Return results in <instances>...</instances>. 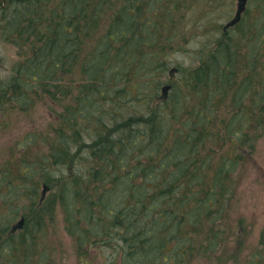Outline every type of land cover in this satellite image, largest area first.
<instances>
[{"label":"trees","instance_id":"trees-1","mask_svg":"<svg viewBox=\"0 0 264 264\" xmlns=\"http://www.w3.org/2000/svg\"><path fill=\"white\" fill-rule=\"evenodd\" d=\"M233 1L0 0L17 56L5 76L0 56V121L42 97L57 118L0 154V264H49L56 210L81 264L92 251L106 264H264V229L253 245L254 223L230 212L262 136L264 0L199 41L160 91L183 11L210 33L212 4Z\"/></svg>","mask_w":264,"mask_h":264},{"label":"rangeland","instance_id":"rangeland-1","mask_svg":"<svg viewBox=\"0 0 264 264\" xmlns=\"http://www.w3.org/2000/svg\"><path fill=\"white\" fill-rule=\"evenodd\" d=\"M239 2L240 0H236L233 1L232 5L224 4L218 10H214V4H212L210 10L215 14L212 16L211 21L214 23V26L210 27L212 31L210 33H204L198 24H192L191 20H188L190 16L186 10L183 11V15L180 14L185 22H183V25H180L179 35L175 37L173 46H182V51H174L166 60L169 66L166 70L165 78H162L163 82L166 80V84L169 82L173 84L178 81L179 74L177 71L179 69L176 66L177 64L182 66L180 69H187L196 63L195 56L199 54L198 50L201 47L199 41L221 39L222 28L227 21L235 17ZM0 56L2 57L1 73L2 76H5L11 69L12 63L17 59L16 47L0 40ZM168 92L169 90L164 93L161 91V96L166 97ZM47 103H49L48 99L42 97V100L36 102L34 108L28 113L10 115L4 121H0L1 155L9 151L18 154L17 147L23 141L24 135L29 132L47 133L49 129L48 125L53 124L57 120L55 112L49 109ZM223 107V104L218 106L220 110ZM54 109L58 112L56 108ZM256 116L262 117L260 120L262 136L258 140H255L254 143L255 150L253 155L255 162L251 164V161L249 163L247 161L244 164V173L240 176L241 180L236 187L235 194V199H241V201L237 204L232 203L230 209L232 216L235 217L239 213L254 223L249 237L253 245L257 244L260 233L262 234L264 229V116L263 114H257ZM33 147L35 148V146ZM48 192L49 189L42 190L44 198ZM45 229L46 239L43 247L49 250L53 259L49 264H81L77 256L75 241L66 233L63 215L59 210L54 212L53 221L48 223ZM91 262L92 264H106L105 258L101 259L100 254L95 251H92Z\"/></svg>","mask_w":264,"mask_h":264},{"label":"water","instance_id":"water-1","mask_svg":"<svg viewBox=\"0 0 264 264\" xmlns=\"http://www.w3.org/2000/svg\"><path fill=\"white\" fill-rule=\"evenodd\" d=\"M245 1H246V0H240L239 5H238V7H237V11H236V16H235V18H234L232 21H230V22L225 26V28H227V27H229V26H232L233 24H235V23L239 20L240 14H241V12H242V10H243V8H244V5H245ZM170 87H171L170 85H166V86H164L163 89H162L163 93H164V92H167V91L170 89ZM22 225H23V219H21V220L18 222V224H17L16 227L20 228V227H22Z\"/></svg>","mask_w":264,"mask_h":264},{"label":"bare ground","instance_id":"bare-ground-1","mask_svg":"<svg viewBox=\"0 0 264 264\" xmlns=\"http://www.w3.org/2000/svg\"><path fill=\"white\" fill-rule=\"evenodd\" d=\"M224 31H226V30L224 28H222V32H224ZM166 85H169V84L167 83V84L163 85L162 88H161V91H162L163 87L166 86Z\"/></svg>","mask_w":264,"mask_h":264}]
</instances>
